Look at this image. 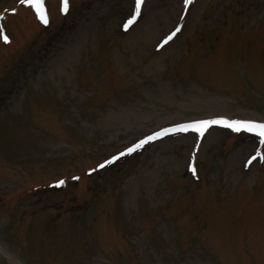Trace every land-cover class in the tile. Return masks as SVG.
Segmentation results:
<instances>
[{
	"label": "rangeland",
	"instance_id": "rangeland-1",
	"mask_svg": "<svg viewBox=\"0 0 264 264\" xmlns=\"http://www.w3.org/2000/svg\"><path fill=\"white\" fill-rule=\"evenodd\" d=\"M44 1L0 0V264H264L262 138L175 130L264 123V0Z\"/></svg>",
	"mask_w": 264,
	"mask_h": 264
},
{
	"label": "snow or ice",
	"instance_id": "snow-or-ice-1",
	"mask_svg": "<svg viewBox=\"0 0 264 264\" xmlns=\"http://www.w3.org/2000/svg\"><path fill=\"white\" fill-rule=\"evenodd\" d=\"M22 4H27L29 7L33 8L35 10V14L39 21L47 26L49 24V17L45 9V2L44 0H20ZM185 5H190L193 3V0H184ZM143 4V0H136V16L138 17L140 14V7ZM61 11L65 14L69 11V0H61ZM135 22V17L129 21V25ZM128 25H126L127 27ZM181 31L180 27H176L175 30L168 35L163 43L160 45L163 47L166 45L169 41H171L177 33ZM0 39L4 41V43L9 42V38L7 35L3 33V30H0ZM213 124H220L223 126H226L228 128H231L235 132H249V133H254L258 136H260L262 139L260 143L264 144V123H257L253 121H228V120H211V121H201L197 122L196 124L193 125H183L180 126L179 128L175 129L178 131H186L188 128H194L196 131L200 132L203 134L204 131L207 130L208 127H210ZM170 130L169 129H164L163 133H156L154 136H149L145 140L140 141L138 144L134 145L133 147L127 149V152L130 154L134 151H136L138 148L142 147L144 144L148 143L150 140L154 138H159L161 134H167ZM121 155H124V153H121ZM118 157H113L112 160H106L104 164L99 165L100 168L105 167L106 164L112 163L115 159ZM257 157L253 156L252 159L255 160ZM195 171V169H192ZM61 184L63 181L60 182Z\"/></svg>",
	"mask_w": 264,
	"mask_h": 264
},
{
	"label": "trees",
	"instance_id": "trees-1",
	"mask_svg": "<svg viewBox=\"0 0 264 264\" xmlns=\"http://www.w3.org/2000/svg\"><path fill=\"white\" fill-rule=\"evenodd\" d=\"M44 2H45V1H44ZM61 7H62V5H61V0H60L59 8H58L59 13H60L61 16H66V14L63 13V12L61 11ZM45 9H46V12H47V14H48L49 21H50V11H49V8H48V6L46 5V3H45ZM69 12H70V11H68L67 13H69ZM38 20H39V19H38ZM39 22H40V21H39ZM41 25H43V24L41 23Z\"/></svg>",
	"mask_w": 264,
	"mask_h": 264
}]
</instances>
